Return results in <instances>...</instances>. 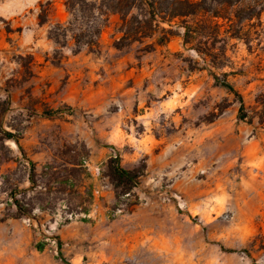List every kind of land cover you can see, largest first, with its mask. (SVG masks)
<instances>
[{
	"label": "rangeland",
	"instance_id": "374dc122",
	"mask_svg": "<svg viewBox=\"0 0 264 264\" xmlns=\"http://www.w3.org/2000/svg\"><path fill=\"white\" fill-rule=\"evenodd\" d=\"M45 1L0 0V264H264V13L218 20L219 67L177 19L166 42L116 48L118 14L98 51L55 61L47 30L69 15L48 0L39 25ZM112 148L140 173L128 191L108 177Z\"/></svg>",
	"mask_w": 264,
	"mask_h": 264
},
{
	"label": "trees",
	"instance_id": "16d2710c",
	"mask_svg": "<svg viewBox=\"0 0 264 264\" xmlns=\"http://www.w3.org/2000/svg\"><path fill=\"white\" fill-rule=\"evenodd\" d=\"M63 4L69 15L68 19L51 24L47 30V38L54 44L52 57L55 61L62 57L61 50L68 45H71V52L74 54L83 48L98 51L99 36L108 16L118 14L121 36L114 41L116 48L153 37L157 31L162 33L157 38V43L166 42L171 30L160 24H169L177 19L183 29V45H189L204 61L208 59L212 66L219 67L217 61L224 60L226 56L224 45L215 48V43L221 40L220 29L223 25L218 20L236 24L253 18L259 19L261 13H264V7L258 10L252 6L243 7L241 0H64ZM50 9V1L38 2L39 25L48 21ZM206 29L209 31L205 32ZM234 35L237 36L238 33ZM212 49H216V52H212ZM211 76L216 85L224 87L238 98L240 105L237 118L246 119L242 97L226 80L227 73H222V79L214 73ZM247 122L251 123V119ZM30 164L33 163L30 161ZM84 165L83 160L82 166ZM107 170L114 188L125 192L138 184L140 173L124 168L119 156L109 158ZM14 204L19 210L22 209L17 199H14Z\"/></svg>",
	"mask_w": 264,
	"mask_h": 264
},
{
	"label": "built area",
	"instance_id": "2783aa9c",
	"mask_svg": "<svg viewBox=\"0 0 264 264\" xmlns=\"http://www.w3.org/2000/svg\"><path fill=\"white\" fill-rule=\"evenodd\" d=\"M111 157H116V156H118V154H117V152L112 148L111 149Z\"/></svg>",
	"mask_w": 264,
	"mask_h": 264
}]
</instances>
